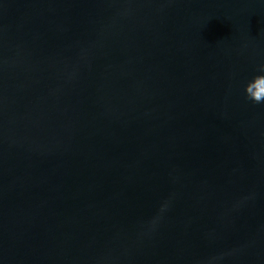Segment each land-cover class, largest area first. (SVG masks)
Returning <instances> with one entry per match:
<instances>
[{
    "label": "water",
    "instance_id": "1",
    "mask_svg": "<svg viewBox=\"0 0 264 264\" xmlns=\"http://www.w3.org/2000/svg\"><path fill=\"white\" fill-rule=\"evenodd\" d=\"M0 264H264V0H0Z\"/></svg>",
    "mask_w": 264,
    "mask_h": 264
}]
</instances>
